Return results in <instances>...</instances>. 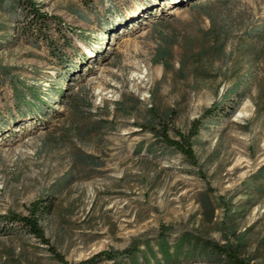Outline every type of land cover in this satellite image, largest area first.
<instances>
[{
    "label": "rangeland",
    "instance_id": "374dc122",
    "mask_svg": "<svg viewBox=\"0 0 264 264\" xmlns=\"http://www.w3.org/2000/svg\"><path fill=\"white\" fill-rule=\"evenodd\" d=\"M33 1L62 56L0 11V215L51 200L40 224L73 264L155 251L160 232L229 238L264 264V0ZM213 105L196 166L148 130L156 113L186 132ZM0 264L62 263L0 220Z\"/></svg>",
    "mask_w": 264,
    "mask_h": 264
},
{
    "label": "trees",
    "instance_id": "16d2710c",
    "mask_svg": "<svg viewBox=\"0 0 264 264\" xmlns=\"http://www.w3.org/2000/svg\"><path fill=\"white\" fill-rule=\"evenodd\" d=\"M83 2L88 7V3L85 0ZM0 11H8L16 23L23 22L22 34L35 46L43 42L49 49V53L60 59L62 54L54 52L56 49L50 34L51 26L48 24L49 19L56 21L57 24L59 21L57 18L42 12L40 4L33 0H0ZM258 93V96H261L264 92L261 90ZM216 108V105H213L205 109L199 117L191 122L186 132L173 130V135L170 133L168 121L154 113L148 122V130L165 146L180 153L191 166H196L197 160L192 149V141L202 128L203 121L210 119L216 112ZM1 131L2 127H0ZM263 170L264 166L258 170V173ZM52 210L53 202L47 198L39 197L29 205L26 216L18 214L0 215V220L21 224L30 235L47 246L48 251L57 261L62 264H73L67 262L64 256L50 245L49 239L45 236L40 224L42 218L51 213ZM166 235L165 232H160L155 251L150 247L149 242H144V250H140L137 240H133L122 251H103L76 264H96L102 260L110 261L111 264H119L121 260H127L130 264H149L150 260L158 264H171L175 261H200L205 264H254L250 258L242 256V245L238 242H231L229 238H224V243H219L213 240H203L184 232L171 243L167 240Z\"/></svg>",
    "mask_w": 264,
    "mask_h": 264
},
{
    "label": "bare ground",
    "instance_id": "6f19581e",
    "mask_svg": "<svg viewBox=\"0 0 264 264\" xmlns=\"http://www.w3.org/2000/svg\"><path fill=\"white\" fill-rule=\"evenodd\" d=\"M173 2H175V1H173Z\"/></svg>",
    "mask_w": 264,
    "mask_h": 264
}]
</instances>
